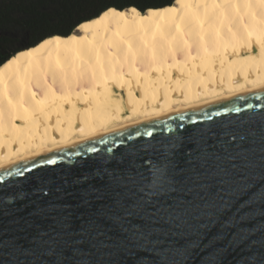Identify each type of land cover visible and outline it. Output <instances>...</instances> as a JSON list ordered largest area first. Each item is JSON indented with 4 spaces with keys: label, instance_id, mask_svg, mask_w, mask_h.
I'll use <instances>...</instances> for the list:
<instances>
[{
    "label": "bare ground",
    "instance_id": "1",
    "mask_svg": "<svg viewBox=\"0 0 264 264\" xmlns=\"http://www.w3.org/2000/svg\"><path fill=\"white\" fill-rule=\"evenodd\" d=\"M264 90V0L110 9L0 69V170Z\"/></svg>",
    "mask_w": 264,
    "mask_h": 264
},
{
    "label": "water",
    "instance_id": "2",
    "mask_svg": "<svg viewBox=\"0 0 264 264\" xmlns=\"http://www.w3.org/2000/svg\"><path fill=\"white\" fill-rule=\"evenodd\" d=\"M201 149L221 157L238 156L236 162L241 166L227 174L225 184L208 190V199L215 205L230 202V207L208 208L214 216L193 218L187 234L161 235L163 243L155 247L179 249L199 238V248L186 253L169 251L167 256L175 264H264V90L1 169L0 264H159L163 253L153 252V245L131 249L116 245L122 234L102 218L111 202L84 203L76 180L93 176L102 168L131 174L149 167L143 162L146 157L162 166L164 161L157 156L164 151L174 161L169 166L174 180L171 188L153 197L163 211L169 203H186L185 197L193 194L188 154ZM92 183L103 189L101 180ZM53 205L63 206L66 215L64 234L50 253L42 241L59 229L55 228L56 215L43 210ZM241 216L244 218L239 219ZM132 222L139 225L144 220ZM93 225L106 231L110 239L96 238ZM240 236L245 237L243 242H238Z\"/></svg>",
    "mask_w": 264,
    "mask_h": 264
},
{
    "label": "snow or ice",
    "instance_id": "3",
    "mask_svg": "<svg viewBox=\"0 0 264 264\" xmlns=\"http://www.w3.org/2000/svg\"><path fill=\"white\" fill-rule=\"evenodd\" d=\"M241 140L243 136L239 137ZM232 139H236L235 134ZM189 167L192 171L190 177V187L192 195L185 197L186 203L172 202L162 211L159 207V201L154 200L161 191L172 187L174 177L169 171V166L174 161L168 158V154L160 151L157 160H163L162 166H157L151 157H146L143 161L149 167L143 170H136L134 173L109 171L102 168L93 176L83 175L78 177L76 184L81 187L82 201L89 203L91 200H108L110 206L102 214V218L107 219L122 234V239L117 240V246L126 249L142 248L145 245H153L152 251L163 253L159 257V264H175L167 256V252L174 251L186 253L192 248L200 247V240H189L179 249H161L155 247L163 241L161 235H185L190 231V221L193 218L203 216H214L215 212H209L207 209L212 207L229 208L230 202H224L219 206L208 199L209 189L217 184L226 183L225 177L234 169L241 165L236 161L237 155H226L221 157L216 153H209L203 149L197 150L196 154L189 153ZM241 155V154H238ZM99 179L103 182V189L97 188L92 181ZM47 195V193H44ZM45 213H54L57 224L55 226V236L50 234L48 240L42 241L47 245L48 251L53 252L59 237L64 234V216L66 211L63 206L53 205ZM136 218L144 220L143 224H135L132 221ZM241 216L239 219H243ZM206 227L207 225H203ZM232 225L226 224L225 227ZM95 228V225H93ZM95 237H105L107 232L95 228ZM153 237H156L153 239ZM244 236L239 237L238 242H243ZM100 244L104 245L105 240L101 239Z\"/></svg>",
    "mask_w": 264,
    "mask_h": 264
},
{
    "label": "trees",
    "instance_id": "4",
    "mask_svg": "<svg viewBox=\"0 0 264 264\" xmlns=\"http://www.w3.org/2000/svg\"><path fill=\"white\" fill-rule=\"evenodd\" d=\"M176 0H0V69L51 37L67 39L106 11L172 7Z\"/></svg>",
    "mask_w": 264,
    "mask_h": 264
}]
</instances>
